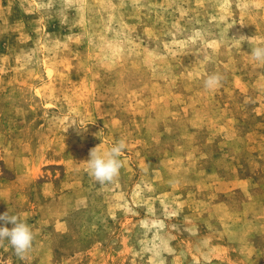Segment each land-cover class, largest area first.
<instances>
[{
    "label": "rangeland",
    "instance_id": "1",
    "mask_svg": "<svg viewBox=\"0 0 264 264\" xmlns=\"http://www.w3.org/2000/svg\"><path fill=\"white\" fill-rule=\"evenodd\" d=\"M239 35L264 46V0H0V214L35 234L0 264H264V64ZM119 140L100 185L89 150Z\"/></svg>",
    "mask_w": 264,
    "mask_h": 264
},
{
    "label": "clouds",
    "instance_id": "2",
    "mask_svg": "<svg viewBox=\"0 0 264 264\" xmlns=\"http://www.w3.org/2000/svg\"><path fill=\"white\" fill-rule=\"evenodd\" d=\"M236 43L241 44L248 41L250 45L249 55L258 63L264 64V46L253 45L252 40L244 35L231 38ZM198 58L196 62H199ZM224 77L219 73H213L204 80V88L214 90L218 88ZM127 144L124 140H119L105 151H101L100 145L89 150V158L86 161L88 174L100 185L112 182L120 172L122 153L126 150ZM8 224L12 227L9 228ZM35 240V234L31 226L23 220L20 215L13 214L8 208L0 214V245L5 241L12 247L14 254L21 260L31 252Z\"/></svg>",
    "mask_w": 264,
    "mask_h": 264
}]
</instances>
